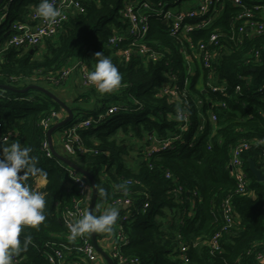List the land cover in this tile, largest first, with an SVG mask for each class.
Segmentation results:
<instances>
[{
	"label": "trees",
	"instance_id": "1",
	"mask_svg": "<svg viewBox=\"0 0 264 264\" xmlns=\"http://www.w3.org/2000/svg\"><path fill=\"white\" fill-rule=\"evenodd\" d=\"M127 1L91 0L86 13L70 18L54 39L37 50L1 49L0 135L9 136L5 146L19 141L31 147L37 166L47 173L46 177H30L27 181L30 188L45 193L46 220L38 227L22 228L20 239L30 236L31 240L27 251L14 255L19 264H50V255L56 250L64 253L61 264H100L102 260L98 253L97 260L90 262L78 250L83 236L69 238L64 215L81 195L70 171L54 155L47 156L43 125L54 122V114L63 116L65 110L41 91H23L40 86L73 112L71 121L53 136L69 132L82 121L104 116L95 128L77 129L79 140L73 142V154H59L89 172L98 191L104 189L103 194L99 191L98 208H110L117 199L131 201L127 209H119L114 225V231L119 227L127 237L125 256L137 259L135 264H260L257 256L264 254V182L256 180L249 166L253 162L264 173V90L259 92L264 86V35L239 34L243 21L237 17L243 8L232 0H223L220 16L210 29L194 34L196 40H207L215 31L225 36L221 37L222 47L217 48L218 58L212 69L203 68L198 61L193 65L196 75L184 103L189 119L188 130L184 131V123L177 119L179 104L162 91L170 84V72L177 76L175 84L179 88L184 85L186 65L163 21L151 18L148 35L151 47L171 50L163 61L147 62L135 53L125 61L120 52L127 50L129 41L118 48L108 44L110 36L126 33L127 24L119 11ZM38 3L2 1L0 6L7 7V21L0 26V48L10 39L11 26L25 22ZM243 4L251 9L264 8V0H243ZM97 52H103L117 66L122 76L120 86L103 95L94 87H85L71 101L63 100L57 93L65 84L60 82L63 70L77 62L94 70ZM210 83L226 86L225 94L213 93ZM112 106L117 108L116 113L106 115ZM211 113L216 115V122H212ZM177 136L170 149L147 157L152 138ZM243 143L249 145L242 160L250 184L242 194L237 191L229 163L234 149ZM134 145H140V156L131 166L124 155ZM228 198L236 217L230 228L222 207ZM97 210L96 215H100ZM125 215L127 219L123 220ZM218 232H222L221 248L211 253L206 241ZM86 235L92 241L91 233ZM181 243L189 245L187 263L180 258Z\"/></svg>",
	"mask_w": 264,
	"mask_h": 264
},
{
	"label": "built area",
	"instance_id": "2",
	"mask_svg": "<svg viewBox=\"0 0 264 264\" xmlns=\"http://www.w3.org/2000/svg\"><path fill=\"white\" fill-rule=\"evenodd\" d=\"M91 0H53L56 7L60 8L61 16L57 19L55 24H48L44 22L40 17L36 16L35 8L33 7L25 22H16L11 26L9 30L10 39L5 42L1 49L5 50L9 47L14 48H28L34 50L35 48H42L49 39H54L64 28L65 24L70 18L86 13L87 5ZM235 6L243 8L242 12L237 17L238 21H243L239 27L238 32L242 34L246 31L248 35H264V8L263 6H254L252 9L246 7L243 4V0H232ZM223 0H157L156 2H150L149 0H129L125 2L121 10L119 11L120 18L127 24L125 34H114L109 37L108 44L114 48H118L122 42L129 41L127 50L120 52V55L125 61H129L133 53L140 55L146 59L147 62L153 63L163 61L167 55L171 53V50L167 47L153 48L149 45L148 35L150 31V20L153 17L159 18L163 21L167 28L168 35L176 42L179 48V52L183 56L186 65V73L183 77L184 85L179 88L175 81L177 76L171 72L168 74L170 77V84L163 88V94L170 97L179 104V109L182 115L183 130H188V114L185 110L184 103L187 102L188 86L194 77L195 70L193 65L198 61L203 68L212 69L213 62L218 58V49L222 47L221 37L225 35L219 31H215L210 34L209 39L194 38V34L199 31L210 29L213 23L219 18L221 9L223 7ZM187 4V6H183ZM7 7L0 6V26L7 21ZM261 11V13H256ZM236 36V35H235ZM239 38V36H238ZM259 57L258 53L256 54ZM78 73V76L84 87H94L87 83V75L90 72L87 66L83 63L77 62L73 66L63 70L60 78V82H65L74 72ZM241 80L244 78L239 76ZM211 79V77H210ZM214 78H212L213 80ZM59 84V83H57ZM209 89L213 93L225 94L226 86H218L213 83L209 84ZM240 90V86L237 87ZM264 86L259 89V92H263ZM206 92V91H204ZM199 107H202V102L199 101ZM222 107H226L225 103L221 104ZM117 108L112 106L108 109L106 115L116 113ZM201 111V109H200ZM202 116V115H201ZM60 116L54 114V122L43 123L46 132L60 120ZM101 115L98 120L88 119L78 123L72 130L59 134L60 140L63 144L64 154L71 155L74 153L73 142L78 141L79 137L77 129H91L95 128L99 124V120L103 119ZM58 119V120H57ZM62 120V119H61ZM212 122H216L217 117L211 113ZM1 127V126H0ZM203 126H200V132H203ZM1 136V135H0ZM7 137L5 144L9 141ZM159 140L152 138L153 141L148 147L147 157H151L153 154L163 150L170 149L174 143V139ZM53 142V140H52ZM44 148L47 152V156L51 157L53 154L50 150L48 138L44 142ZM249 149L247 143L237 146L232 154V159L229 163V168L234 175L239 193H246L249 189V181L246 173L243 169L242 154L245 150ZM87 151V150H85ZM264 162V152L262 154ZM62 165L70 171V175L75 183L79 187L80 199L74 200L72 208L65 212L64 218L68 225L80 218L86 211L88 212L90 191L92 188L87 178L80 175L75 170L71 169L62 162ZM167 178H171V175L167 173ZM130 184V182H129ZM35 190V189H34ZM131 205L129 199H117L109 207H116L118 209H127ZM223 218L227 223V227L230 228L234 225L235 211L231 200L228 198L223 203ZM102 207L100 215L103 214ZM108 209V207L106 208ZM123 220L127 219V215L123 216ZM226 230V229H224ZM115 236L110 251V256L113 260V264H135L137 259H130L123 254V247L127 245L128 240L124 232L118 227L114 231ZM222 232L216 233L209 241H206L211 253H215L220 250V239ZM195 246L198 243L194 244ZM82 252L86 259L90 262H94L98 258V252L93 242L88 238L86 234L83 235V245L78 248ZM189 245L181 243L180 246V258L188 262L187 253ZM64 259V253L61 250H56L50 255V264H61ZM257 260L260 264H264V254H258ZM20 260L13 255V264H19ZM71 264H84L81 261H76Z\"/></svg>",
	"mask_w": 264,
	"mask_h": 264
},
{
	"label": "clouds",
	"instance_id": "3",
	"mask_svg": "<svg viewBox=\"0 0 264 264\" xmlns=\"http://www.w3.org/2000/svg\"><path fill=\"white\" fill-rule=\"evenodd\" d=\"M36 16L48 24H55L61 16L60 8L53 0H39L35 8ZM94 70L87 75V83L94 86L100 94L116 90L122 76L110 57L103 52L95 54ZM177 109V119H181ZM6 136H0V264H13V255L27 251L31 237L20 239L23 227H38L46 220L45 193L30 188V177H46L47 173L37 166V157L31 155L32 149L15 141L5 146ZM123 188V185H117ZM103 194L104 189H99ZM119 217V209L108 208L103 214L85 212L80 218L68 225L72 240L88 233H111Z\"/></svg>",
	"mask_w": 264,
	"mask_h": 264
},
{
	"label": "water",
	"instance_id": "4",
	"mask_svg": "<svg viewBox=\"0 0 264 264\" xmlns=\"http://www.w3.org/2000/svg\"><path fill=\"white\" fill-rule=\"evenodd\" d=\"M3 0H0V5L2 3ZM10 32H8L9 34ZM34 50H37V48H35ZM8 88V87H5ZM30 88L36 89L38 91H41L47 95H49L52 99H54L59 105H61V107H63V109L67 112L68 116L64 119V120H59V122H57V124H55L54 126L51 127V129L47 132V138H48V142H49V146H50V150L52 152V154L58 158L61 162H63L65 165H67L68 167H70L71 169L75 170L76 172H78L80 175L84 176L85 178L88 179V181L90 182V186L92 188V196L90 199V203H89V207H88V212H94L96 214V209H97V205H98V196H99V191L96 187L95 181L93 179V176L87 172L86 170L80 168L78 165H76L73 161H71L70 159L64 157L63 155H60L54 148L53 146V142H52V136L54 131H56L57 129H59L60 127H62L63 125H65L67 122L71 121V119L73 118V112L71 111V109L69 108L68 105H66L63 101H61L58 97H56L54 94H52L49 90L40 87V86H30L27 87L26 89H24L23 91H27ZM58 120V119H57ZM249 169L251 171V173L253 174V176L256 178L257 181L259 182H264V173L263 171L260 169L259 166H257L255 163L250 162V166ZM98 233H91V237H92V241L93 244L97 250V252L107 261L108 264H113V260L110 256L109 253H106L99 245L98 243V239H97Z\"/></svg>",
	"mask_w": 264,
	"mask_h": 264
},
{
	"label": "crops",
	"instance_id": "5",
	"mask_svg": "<svg viewBox=\"0 0 264 264\" xmlns=\"http://www.w3.org/2000/svg\"><path fill=\"white\" fill-rule=\"evenodd\" d=\"M75 78V79H74ZM70 85L67 87V88H62L60 90V97L65 100V101H71L73 98H75L78 94L81 93V91H83L84 89H86L80 78L78 76H74L73 78H71L70 80ZM61 92H62V95H61ZM68 116L67 112L64 111V115L61 116V119L64 120L66 117ZM60 119V120H61ZM52 140H53V146L55 148V150L60 153V154H63L64 152V149H63V144L60 140V137H59V134H56L52 137ZM91 196H92V191H90V198L91 199ZM103 206L100 205V207L97 209H100L102 208ZM96 209V213H97V210ZM107 209L104 208L103 209V213L106 211ZM100 212V211H99ZM114 226H113V231L111 233H98L100 235V239L98 240V243L100 245V247L106 252V253H110L111 251V247H112V244H113V240H114ZM98 239V238H97ZM102 257V256H101ZM101 259V258H100ZM100 264H108L107 261L102 257V260L100 262Z\"/></svg>",
	"mask_w": 264,
	"mask_h": 264
},
{
	"label": "rangeland",
	"instance_id": "6",
	"mask_svg": "<svg viewBox=\"0 0 264 264\" xmlns=\"http://www.w3.org/2000/svg\"><path fill=\"white\" fill-rule=\"evenodd\" d=\"M183 6H187V4H183ZM74 76H78V73L75 71L64 83V86L60 88V90L62 88H67L69 85H70V80L71 78H73ZM79 77V76H78ZM75 79V78H74ZM60 90H58V94L60 96ZM61 95H62V92H61ZM140 145H134L133 146V149H130V150H127L125 155H124V158L126 159V161L132 166L136 163L139 162V156H140Z\"/></svg>",
	"mask_w": 264,
	"mask_h": 264
}]
</instances>
